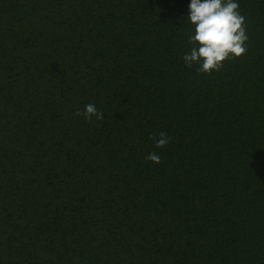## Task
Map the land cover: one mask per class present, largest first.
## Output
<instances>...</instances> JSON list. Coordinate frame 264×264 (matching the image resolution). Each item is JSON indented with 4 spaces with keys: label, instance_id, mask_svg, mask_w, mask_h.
Segmentation results:
<instances>
[{
    "label": "trees",
    "instance_id": "16d2710c",
    "mask_svg": "<svg viewBox=\"0 0 264 264\" xmlns=\"http://www.w3.org/2000/svg\"><path fill=\"white\" fill-rule=\"evenodd\" d=\"M188 2L0 0V264H264V0L209 74Z\"/></svg>",
    "mask_w": 264,
    "mask_h": 264
},
{
    "label": "clouds",
    "instance_id": "9594fccd",
    "mask_svg": "<svg viewBox=\"0 0 264 264\" xmlns=\"http://www.w3.org/2000/svg\"><path fill=\"white\" fill-rule=\"evenodd\" d=\"M238 8V0H189L185 16L192 27L188 37L192 47L183 56L187 67L195 64L198 72L209 74L218 71L229 57L237 58L247 51L245 42L248 36L243 26L244 17ZM77 115L86 120L103 118L94 104L85 105L83 113L77 112ZM169 139L166 133H159L156 147H164ZM147 159L159 163L155 152Z\"/></svg>",
    "mask_w": 264,
    "mask_h": 264
}]
</instances>
